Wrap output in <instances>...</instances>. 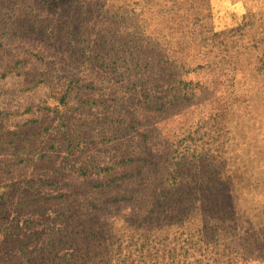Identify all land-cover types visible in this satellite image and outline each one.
I'll return each instance as SVG.
<instances>
[{
  "label": "rangeland",
  "instance_id": "374dc122",
  "mask_svg": "<svg viewBox=\"0 0 264 264\" xmlns=\"http://www.w3.org/2000/svg\"><path fill=\"white\" fill-rule=\"evenodd\" d=\"M0 264H264V0H0Z\"/></svg>",
  "mask_w": 264,
  "mask_h": 264
}]
</instances>
